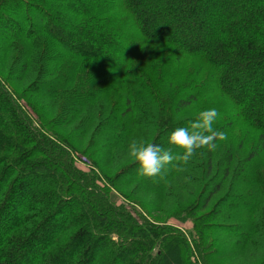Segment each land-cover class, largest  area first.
Instances as JSON below:
<instances>
[{
  "label": "trees",
  "instance_id": "16d2710c",
  "mask_svg": "<svg viewBox=\"0 0 264 264\" xmlns=\"http://www.w3.org/2000/svg\"><path fill=\"white\" fill-rule=\"evenodd\" d=\"M24 81L19 93L7 86ZM211 108L225 136L238 123L256 131L245 162L264 153V0H0V264H190L189 243L201 264H222L262 240L248 220L259 215L248 199L257 182L246 180V163L232 169L231 146L200 149L182 170L173 161L153 178L127 155L133 140L182 154L168 134ZM83 112L88 121L66 132ZM105 146L114 156L94 166L134 195L161 196L187 172L199 189L186 208L194 237L118 220L113 195L115 215L97 211L94 181L69 152L93 159Z\"/></svg>",
  "mask_w": 264,
  "mask_h": 264
},
{
  "label": "rangeland",
  "instance_id": "374dc122",
  "mask_svg": "<svg viewBox=\"0 0 264 264\" xmlns=\"http://www.w3.org/2000/svg\"><path fill=\"white\" fill-rule=\"evenodd\" d=\"M28 82L29 81L18 82L15 84L11 83L7 84V86H11L19 93L21 89L26 87ZM137 93L139 94V92ZM13 98L19 103L22 113H24L30 121H33L34 126L37 127L38 124L36 123L35 118L31 115L30 111L26 108L24 101L19 100L20 98L17 95H13ZM214 99L216 100V104L221 105L218 98L215 97ZM220 108H222V106ZM223 108H226L225 105ZM98 109L103 112L106 109L104 103H98ZM229 117L231 118L232 114L227 113L226 116H224V119L227 120ZM83 118L85 119V122L88 121V117L85 112L73 121V124L66 129V132L70 133L71 130L76 129L80 124H83ZM94 128L95 124L90 127L87 135L82 140L77 142L80 149L86 148L90 133ZM112 136L116 137V134H113ZM256 137L257 133L255 130L249 128L245 124L238 123L234 126L232 131L225 136L224 140H220L218 142L217 151L222 152L227 146H231L235 152V162L233 163L232 169L235 167L236 163L241 161L242 163H246L245 166L249 169V173L247 174L248 176L245 177L246 180L248 182H257L255 188H250V197H248V199L259 202L256 212V214L259 215H249L248 220H250V224H253L254 228L257 229L259 233L264 235V153L259 154L249 162H245L247 155L255 144ZM51 139L54 140L53 138ZM106 151L107 146H105L103 154H96L93 159H90L81 153L76 154L74 152H69V157L72 159L73 166L77 170V173L88 176L94 181V188H91L90 191L94 192L96 197L92 196L89 197V199L91 204L97 206L101 205L97 211L106 215H115L112 206L110 207L108 202V196L113 195L117 199L114 206H116L119 211L117 214L119 215L118 220L125 222L123 217L127 220L131 219L140 227V229H144L143 227L155 226H162L164 228L170 227L172 229H176L178 232H181L187 239L195 236L192 219L187 215L186 208L192 203L194 197L198 194L199 189L198 187H190L187 181L184 180L187 173L186 171H184L185 174L182 173L181 176H178L179 178L171 179L170 181L165 182L163 184L164 188L162 189L161 196L143 194L134 195L132 193L134 187L126 188L117 182L115 184L112 183L114 178L113 173L107 171L110 178V180H108L105 178L104 174L100 172V168H98V166H94L93 160L98 161V163L102 165L105 161L103 157L108 156L111 159L114 156V154L107 155ZM41 180L42 179H38L37 183ZM34 185H36V183ZM225 189L217 197H215L214 200H212L209 205L210 207H212L215 201L225 193ZM181 200L183 201V205L180 204ZM78 206L83 208L82 205ZM120 215H123V217ZM115 232L119 234L123 233L122 231L117 230ZM246 234L248 235V233ZM116 235V233L112 234L110 238L113 241H117ZM248 242L249 244L241 253L235 254L234 257L227 256V258H224L221 263L258 264L261 262L264 259V236L262 240L252 237ZM252 244H255V248L257 249L251 248L250 245ZM186 249V258L189 259V263L201 264L200 259L195 255V250L193 246H191V243H189V246H186ZM222 251L227 250L223 248ZM201 252L204 256L207 254V252L203 249H201ZM229 253L232 254V251H229ZM209 254L210 252L208 251V255ZM173 255H175L174 258L177 257V254L175 253Z\"/></svg>",
  "mask_w": 264,
  "mask_h": 264
},
{
  "label": "clouds",
  "instance_id": "9594fccd",
  "mask_svg": "<svg viewBox=\"0 0 264 264\" xmlns=\"http://www.w3.org/2000/svg\"><path fill=\"white\" fill-rule=\"evenodd\" d=\"M218 116L215 108L200 111L187 127H177L168 134V145L181 150L180 155L155 143L131 141L127 155L138 166L137 174L145 178L156 177L173 161L177 162L174 165L177 170H182L180 166L187 165L198 150H215L216 141L225 139V133L213 127Z\"/></svg>",
  "mask_w": 264,
  "mask_h": 264
}]
</instances>
